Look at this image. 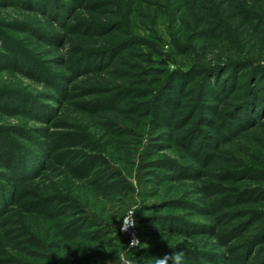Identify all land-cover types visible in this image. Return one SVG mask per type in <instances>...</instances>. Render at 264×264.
Returning <instances> with one entry per match:
<instances>
[{"label":"rangeland","instance_id":"374dc122","mask_svg":"<svg viewBox=\"0 0 264 264\" xmlns=\"http://www.w3.org/2000/svg\"><path fill=\"white\" fill-rule=\"evenodd\" d=\"M176 253L264 264V0H0V264Z\"/></svg>","mask_w":264,"mask_h":264},{"label":"trees","instance_id":"16d2710c","mask_svg":"<svg viewBox=\"0 0 264 264\" xmlns=\"http://www.w3.org/2000/svg\"><path fill=\"white\" fill-rule=\"evenodd\" d=\"M256 181L259 182L258 179ZM175 209H176V206H172L169 209L170 210L169 213H174ZM155 221H156L155 217L154 218L148 217L144 220L145 229H144L143 234L145 236L154 237L155 239H159L160 237H162L164 235V232H166L170 229V227L156 226L154 224ZM169 247H170L169 245H167L163 242H160V243L154 244V248L149 249V251L151 252L152 255H156L159 253H167V252H169V250H166V249ZM79 264H81V262H79Z\"/></svg>","mask_w":264,"mask_h":264},{"label":"built area","instance_id":"2783aa9c","mask_svg":"<svg viewBox=\"0 0 264 264\" xmlns=\"http://www.w3.org/2000/svg\"><path fill=\"white\" fill-rule=\"evenodd\" d=\"M121 230L127 235L131 244L137 242V233L133 224V213L131 210L125 212L121 223Z\"/></svg>","mask_w":264,"mask_h":264},{"label":"clouds","instance_id":"9594fccd","mask_svg":"<svg viewBox=\"0 0 264 264\" xmlns=\"http://www.w3.org/2000/svg\"><path fill=\"white\" fill-rule=\"evenodd\" d=\"M182 259V253H176L174 256H172V262L173 264H180ZM165 259L159 260V264H165Z\"/></svg>","mask_w":264,"mask_h":264}]
</instances>
